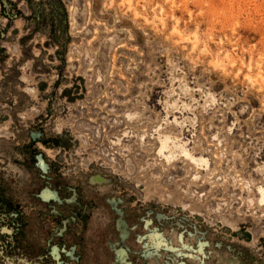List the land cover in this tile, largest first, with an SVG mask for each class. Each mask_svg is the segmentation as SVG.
Masks as SVG:
<instances>
[{
	"label": "rangeland",
	"instance_id": "1",
	"mask_svg": "<svg viewBox=\"0 0 264 264\" xmlns=\"http://www.w3.org/2000/svg\"><path fill=\"white\" fill-rule=\"evenodd\" d=\"M0 264H264V0H0Z\"/></svg>",
	"mask_w": 264,
	"mask_h": 264
}]
</instances>
